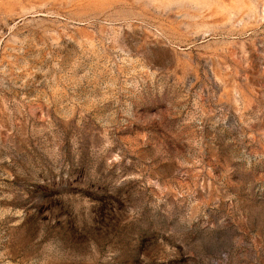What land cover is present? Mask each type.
Instances as JSON below:
<instances>
[{
  "label": "rangeland",
  "instance_id": "1",
  "mask_svg": "<svg viewBox=\"0 0 264 264\" xmlns=\"http://www.w3.org/2000/svg\"><path fill=\"white\" fill-rule=\"evenodd\" d=\"M0 264H264V0H0Z\"/></svg>",
  "mask_w": 264,
  "mask_h": 264
}]
</instances>
